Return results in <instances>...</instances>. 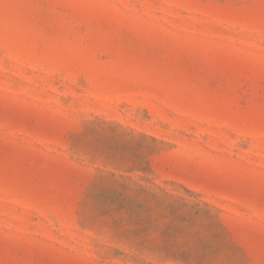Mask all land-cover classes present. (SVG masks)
Listing matches in <instances>:
<instances>
[{"label": "rangeland", "instance_id": "1", "mask_svg": "<svg viewBox=\"0 0 264 264\" xmlns=\"http://www.w3.org/2000/svg\"><path fill=\"white\" fill-rule=\"evenodd\" d=\"M0 264H264V0H0Z\"/></svg>", "mask_w": 264, "mask_h": 264}]
</instances>
